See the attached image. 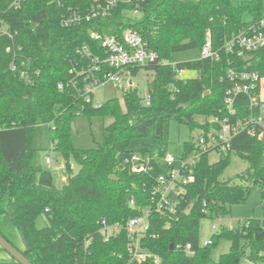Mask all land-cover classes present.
Instances as JSON below:
<instances>
[{"label": "trees", "instance_id": "trees-1", "mask_svg": "<svg viewBox=\"0 0 264 264\" xmlns=\"http://www.w3.org/2000/svg\"><path fill=\"white\" fill-rule=\"evenodd\" d=\"M91 3L26 0L21 9L13 10L12 0H0V21L9 24L16 45L40 73L32 85L12 73L13 54L6 51L12 42L0 38V215H8L25 244L24 255L33 264H128L125 230L105 241L101 222L123 227L140 215V209L149 204L147 188L160 173V169L150 175L130 171L125 161L133 153L132 140L147 135L152 126L158 129V139L170 121L176 120L191 128V140L185 144L190 150L193 132L207 128L209 120L224 109L225 85L220 78L228 69H250L264 78V50L254 54L250 67L236 55L225 53L218 62L199 59L172 66L175 54L202 50L208 31L214 49L220 51L227 39L264 18V0L242 1L238 6L232 0H146L137 17L127 13L133 7L122 4L107 19L79 27L62 26L69 8L87 9ZM127 29L138 30L158 53L159 62L168 63L131 72L132 77L141 70L154 74L147 84L150 105L133 88L124 93L126 111L118 99L97 107L85 104L76 89L66 85L76 79L70 70L82 61L79 50L87 45L93 54L104 57L91 33L121 37ZM178 71H195L198 77L184 79L178 77ZM59 84L65 88L59 89ZM40 125L49 126L51 144L69 172L68 183L60 189L51 172L37 162L36 129ZM232 148L216 163L210 162L209 155L202 158L195 169V183L186 187L175 215L152 216L155 238L145 240L144 246L159 256V264H251L262 260V221L250 220L238 229L223 226L210 246H204L201 238L204 219L225 218L230 207L248 199L249 190L242 185L221 180L232 154L249 164L239 178L264 188V139L243 133L234 139ZM73 165L78 172H73ZM40 217L47 220L42 229L37 227ZM224 240L232 243L231 248L215 261L213 253ZM188 243L195 247L193 256L176 250ZM0 251L6 252L1 247ZM13 264L19 263L13 259Z\"/></svg>", "mask_w": 264, "mask_h": 264}, {"label": "built area", "instance_id": "built-area-1", "mask_svg": "<svg viewBox=\"0 0 264 264\" xmlns=\"http://www.w3.org/2000/svg\"><path fill=\"white\" fill-rule=\"evenodd\" d=\"M26 0H12L10 9L19 10ZM146 0H92L90 7L69 8L67 15L62 19L63 27H79L85 22L97 19H107L119 9L122 4L133 7L127 13L137 17ZM8 37L11 45L7 52L13 54L10 71L17 74L26 85L35 83L39 72L31 66V60L24 57L22 47L15 43L14 35L6 21H0V38ZM92 39L100 44L105 56L93 54L87 45H84L79 54L81 63L73 65L70 74L76 75L67 86H72L77 91L79 99L85 104H94V93L108 83L121 87L124 80H129L131 72L137 68H146L150 65L160 63L168 65L166 61L159 62L157 52L151 50L145 38L136 29H127L121 37L106 35L100 32H92ZM264 50V18L257 23L248 25L243 31L234 34L224 43L220 51L214 49L211 33L208 31L205 45L201 50V59L218 62L222 53L233 54L246 61L254 57V54ZM176 67V64H172ZM178 77L185 72L178 71ZM220 82L225 85L224 109L219 115L214 116L208 122V127L195 131L197 139L193 138V147L185 149V153L179 157L168 155L165 158L167 170L163 171L159 164L150 155L133 152L125 163L130 171L140 175L153 174L157 169L160 173L156 176L154 183L149 185V204L140 209V215L128 220L125 226H109L105 220L101 222L105 241L115 237L123 229L127 234V252L130 255L128 264H159V256L153 254L144 246V241L155 238L151 233L152 216L160 215L167 217L175 215L181 208L185 189L195 183V169L205 155L217 153L220 159L232 151L233 141L240 134L245 133L249 137L259 141L264 139V78L253 70L228 69L221 76ZM64 84H59L63 90ZM146 106L151 103L148 93L143 101ZM96 107L98 105H95ZM247 113V115H242ZM194 133V132H193ZM193 135V134H192ZM193 137V136H192ZM52 152H55L51 146ZM56 153V152H55ZM56 153L54 160H58ZM54 160L46 158V163L52 165ZM212 163V162H211ZM134 200L131 206H134ZM219 218L217 220H220ZM249 227V224L246 225ZM221 227L214 223L211 227V237L206 239L204 246L213 243V237L220 231ZM176 250L184 252L188 256L195 255V247L188 243L178 245ZM262 259L258 263L264 264V251L259 255Z\"/></svg>", "mask_w": 264, "mask_h": 264}, {"label": "rangeland", "instance_id": "rangeland-1", "mask_svg": "<svg viewBox=\"0 0 264 264\" xmlns=\"http://www.w3.org/2000/svg\"><path fill=\"white\" fill-rule=\"evenodd\" d=\"M242 1L247 0H232L235 6H238ZM199 59H201V50L199 49L184 51L173 56L175 64ZM197 77L198 73L195 71H186L181 76V78L184 79H194ZM153 78L154 74L152 72L141 70L136 76L131 77L129 80H124L119 88L112 83H108L95 91L94 105H100L109 100L118 99L123 111H126L124 102L125 91L130 88L136 89L140 97L145 99L148 94L147 84L150 83ZM111 122V120L108 121V123ZM157 134V127H150L147 135L132 140L130 150L133 152H146L159 164L163 171H166V156L171 155L179 157L181 154L185 153V144L191 140V128L184 123L172 120L166 126L162 137L157 139ZM51 146L49 126L40 125L36 129V147L39 149L37 162L44 171L51 172L55 187L60 189L68 183L69 172L61 158L56 161L54 160L56 153L52 152ZM47 157L54 160L52 165L46 163ZM209 160L212 163H216L220 160V157L217 153H212L209 155ZM248 167L249 164L246 160L236 154L231 155L230 164L221 177V180L242 185L245 189L249 190L248 199L242 204L230 207V214L225 218L220 220L204 219L201 223L202 240L211 237V227L214 223L229 229H238L244 222L250 220L264 222V188L254 181H243L239 178ZM73 172H78V167L76 165H73ZM46 226V218L40 217L37 221V227L42 229ZM0 232L15 248L22 252L25 250V244L18 230L14 227L7 214L0 215ZM231 245L232 243L230 241H221L213 253V259L218 261L222 255L229 252ZM0 264H13V259L8 253L0 251Z\"/></svg>", "mask_w": 264, "mask_h": 264}, {"label": "water", "instance_id": "water-1", "mask_svg": "<svg viewBox=\"0 0 264 264\" xmlns=\"http://www.w3.org/2000/svg\"><path fill=\"white\" fill-rule=\"evenodd\" d=\"M121 1H128V0H121ZM254 59V57L247 58V61L250 62ZM193 138L197 139V133H193ZM112 180H117V177H112ZM193 205H191L190 209L187 211V215H189L192 211ZM0 247L8 253V255L14 259L19 264H33L22 251L15 248L9 240H7L1 233H0ZM174 249L173 246L170 247L172 251Z\"/></svg>", "mask_w": 264, "mask_h": 264}]
</instances>
